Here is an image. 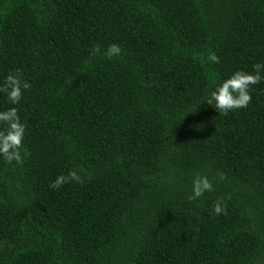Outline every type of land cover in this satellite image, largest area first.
Returning <instances> with one entry per match:
<instances>
[{
    "label": "trees",
    "instance_id": "16d2710c",
    "mask_svg": "<svg viewBox=\"0 0 264 264\" xmlns=\"http://www.w3.org/2000/svg\"><path fill=\"white\" fill-rule=\"evenodd\" d=\"M257 63L264 0H0V85L31 84L0 93L30 152L0 157V264H264V82L227 116L206 103Z\"/></svg>",
    "mask_w": 264,
    "mask_h": 264
},
{
    "label": "clouds",
    "instance_id": "9594fccd",
    "mask_svg": "<svg viewBox=\"0 0 264 264\" xmlns=\"http://www.w3.org/2000/svg\"><path fill=\"white\" fill-rule=\"evenodd\" d=\"M123 49L118 44L108 46L102 56L112 60L122 55ZM92 54H101L99 45H94ZM210 63H219V58L215 53H210L207 57ZM264 64L253 65V72L236 71L228 79L219 83L207 98V105L213 107L220 116H227L230 112L246 109L251 103L252 87L264 82L261 71ZM21 70L16 69L14 73H9L3 84L0 85V93H4L7 101L12 105L20 103L23 91L31 88V84L21 80ZM27 124L22 122L16 107H11L0 111V157L8 164L23 165L26 157L30 155L29 150L24 146V137ZM81 168L79 172H83ZM74 168L67 175H59L49 185L51 189L59 190L63 185L76 182L83 183V177ZM219 179L225 180L226 176L221 173ZM213 184L207 175H197L192 181V194L188 197L189 201L199 200L207 192L213 191ZM215 215L227 214V205L223 198L217 200L213 206Z\"/></svg>",
    "mask_w": 264,
    "mask_h": 264
}]
</instances>
